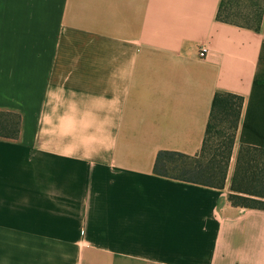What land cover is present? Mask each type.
I'll list each match as a JSON object with an SVG mask.
<instances>
[{
	"label": "crops",
	"instance_id": "1",
	"mask_svg": "<svg viewBox=\"0 0 264 264\" xmlns=\"http://www.w3.org/2000/svg\"><path fill=\"white\" fill-rule=\"evenodd\" d=\"M219 4L0 0V264H264V209L227 198L264 148V6L252 29ZM216 92L242 99L223 188L154 174L200 149Z\"/></svg>",
	"mask_w": 264,
	"mask_h": 264
},
{
	"label": "trees",
	"instance_id": "2",
	"mask_svg": "<svg viewBox=\"0 0 264 264\" xmlns=\"http://www.w3.org/2000/svg\"><path fill=\"white\" fill-rule=\"evenodd\" d=\"M263 6L264 0H220L216 19L258 29ZM241 105V98L216 92L200 149L194 155L158 151L154 159V174L223 188ZM19 126V114L0 111L1 139L15 140ZM227 198L234 206L264 209V148L239 147Z\"/></svg>",
	"mask_w": 264,
	"mask_h": 264
},
{
	"label": "rangeland",
	"instance_id": "3",
	"mask_svg": "<svg viewBox=\"0 0 264 264\" xmlns=\"http://www.w3.org/2000/svg\"><path fill=\"white\" fill-rule=\"evenodd\" d=\"M32 2V0H31ZM37 7L36 6H33L31 5V10H32V21H31V31H32V38L35 36V33H37V26H38V23H37Z\"/></svg>",
	"mask_w": 264,
	"mask_h": 264
},
{
	"label": "built area",
	"instance_id": "4",
	"mask_svg": "<svg viewBox=\"0 0 264 264\" xmlns=\"http://www.w3.org/2000/svg\"><path fill=\"white\" fill-rule=\"evenodd\" d=\"M207 53V47L205 45L200 46L198 55L199 57H204Z\"/></svg>",
	"mask_w": 264,
	"mask_h": 264
}]
</instances>
